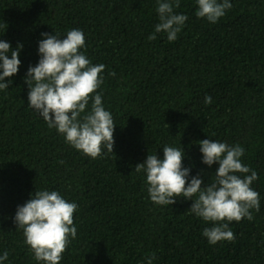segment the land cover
<instances>
[{"label": "trees", "instance_id": "16d2710c", "mask_svg": "<svg viewBox=\"0 0 264 264\" xmlns=\"http://www.w3.org/2000/svg\"><path fill=\"white\" fill-rule=\"evenodd\" d=\"M229 2L210 23L196 16V0H180L174 12L188 19L170 42L164 32L147 38L159 22L156 0H0V40L22 44L19 70L0 90V255L8 252L0 264H45L13 219L18 205L45 189L78 205L77 234L59 264H147L153 254L152 264H264V0ZM72 28L84 34L80 51L105 65L92 95H101L116 124L113 152L102 145L95 159L27 103L24 77L40 58L41 33L63 38ZM91 105L90 98L85 113ZM205 138L239 144L241 162L258 174L251 187L259 210L229 223L234 240L215 244L202 234L212 223L190 211L191 199L156 204L146 174L135 171L168 145L183 149L190 177L210 183L218 164L202 163Z\"/></svg>", "mask_w": 264, "mask_h": 264}, {"label": "clouds", "instance_id": "9594fccd", "mask_svg": "<svg viewBox=\"0 0 264 264\" xmlns=\"http://www.w3.org/2000/svg\"><path fill=\"white\" fill-rule=\"evenodd\" d=\"M156 3L159 22L147 38L155 40V33L164 32L170 42L176 40L188 19L174 12V8L180 7V0H156ZM196 4V16L210 23H216L232 7L229 0H196ZM41 36L44 38L38 41L40 58L35 66L28 67L24 77L29 107L76 150L93 159L102 154V145L113 152L116 124L111 113L102 106L101 95H92L103 83L100 74L105 65L92 64L80 51L85 45L80 29L68 30L63 38L47 32ZM21 48L20 43L13 49L10 42L0 40V90L7 89L10 78L18 72ZM6 77L9 78L7 83L4 82ZM90 98L91 110L85 113ZM204 103L211 104L212 97L205 95ZM81 113L85 114L81 116ZM198 144L202 163L209 167L218 164L210 183L202 186L199 174L190 177V168L183 166V149L168 145L163 146L162 158L148 153L143 162L135 165V171L146 174L152 202L172 205L177 197L191 199L190 211L213 225L202 232L210 244L234 240L229 223L243 218L252 220L250 210H259V193L251 187L258 174L241 162L244 149L239 144L230 146L209 138L199 140ZM77 208L76 203L67 201L58 191L47 189L35 191L23 205L17 206L14 223L22 229L35 260L59 264L69 238L77 234L73 219ZM154 258V254L148 257L147 264H152ZM7 259L5 251L0 261Z\"/></svg>", "mask_w": 264, "mask_h": 264}]
</instances>
